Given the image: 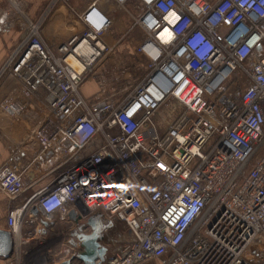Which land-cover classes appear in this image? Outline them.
Here are the masks:
<instances>
[{
    "label": "built area",
    "instance_id": "1",
    "mask_svg": "<svg viewBox=\"0 0 264 264\" xmlns=\"http://www.w3.org/2000/svg\"><path fill=\"white\" fill-rule=\"evenodd\" d=\"M81 1L68 7L82 25L69 41L41 35L69 6L52 0L0 68V130L14 147L0 195L14 254L49 241L40 214L82 222L83 243L102 213L105 241L116 222L128 230L121 246L104 241L113 256L102 264H264V0ZM119 49L123 66L90 100L84 86ZM166 101L178 111L161 132Z\"/></svg>",
    "mask_w": 264,
    "mask_h": 264
},
{
    "label": "crops",
    "instance_id": "2",
    "mask_svg": "<svg viewBox=\"0 0 264 264\" xmlns=\"http://www.w3.org/2000/svg\"><path fill=\"white\" fill-rule=\"evenodd\" d=\"M52 0H0V68L8 58L11 51L19 44L21 38L25 35L28 22H38L44 14L46 8L50 5ZM67 7L61 6L57 9L56 13L50 15L46 22L43 24L42 37L48 44L53 42L65 43L69 41L74 34L81 31L82 25L75 19V13L68 7L73 8L75 12H79L82 8L81 0H68ZM13 23V25H12ZM6 24H11L9 28H5ZM122 57L119 53V59L114 58L117 65H106L102 68L104 72L112 71L114 68L121 65L128 53L126 50H121ZM112 62V61H110ZM108 62V63H110ZM87 86L84 87L86 90ZM14 147L8 134L0 130V164L4 163L12 156ZM4 199L0 195V229H7V213L2 204ZM62 213H58L51 217L40 216L35 219L38 226L41 227V222L47 220L49 223L47 236H50L52 230L51 219L60 217ZM62 216V215H61ZM67 220L69 217L66 218ZM27 222L22 226L24 236H29L34 226L28 224L31 220L30 217L26 218ZM108 234L106 231V244L117 247L118 245L112 244L111 239L107 240ZM22 254V253H21ZM19 252L12 255L8 259H0V264H25L23 256Z\"/></svg>",
    "mask_w": 264,
    "mask_h": 264
},
{
    "label": "rangeland",
    "instance_id": "3",
    "mask_svg": "<svg viewBox=\"0 0 264 264\" xmlns=\"http://www.w3.org/2000/svg\"><path fill=\"white\" fill-rule=\"evenodd\" d=\"M125 50V49H124ZM119 53L122 57L121 54V49L114 51L113 54L110 56L109 59H107L106 62H103V64L100 67H104L105 65H111V68L114 65H117L113 63L114 58L117 60L120 58ZM129 55V52H127ZM112 61V62H110ZM110 62V63H108ZM122 65V64H121ZM123 66V65H122ZM105 68V67H104ZM121 68L119 65L118 67L114 68L112 71H109L108 75H105L103 73V70H97L94 75H91L89 78L88 83L85 85L87 86L86 90H84L85 94L87 97L92 100H99L103 93H101L99 89V85L102 79H111L115 77L116 73L119 71L118 69ZM115 74V75H114ZM105 75V76H104ZM111 75V76H110ZM84 86V87H85ZM178 111V108L174 106L173 103H169V101H166L158 110V115L156 118V123L158 127L160 128L161 132H164L168 128L167 122L170 121L167 115H176ZM52 223V230L50 233L49 241L41 243L40 247L38 250L32 251V249L36 248V245L33 246H25L24 251H30V256H23V260L25 264H45L47 261L46 255L47 253H58V257H63L65 256V252H71V248L67 247L69 244L68 243H73L74 240H71V237H73L75 234L77 235V238L79 237L80 234H82V228L84 225L82 222H79L76 218H69L68 220H62L61 216L52 218L51 220ZM108 234V242L109 239H111L112 244L114 245H120L119 243L120 240H125L128 234V230L125 227V225L122 222H116L114 227L110 230L107 231ZM31 237V236H29ZM83 240V237H82ZM81 243V241H80ZM82 244V243H81ZM80 252V249L78 250L77 248L73 249V253L71 252V255H77ZM34 254V255H33ZM33 255L34 259H29ZM32 257V258H33ZM64 258V257H63ZM49 261V260H48Z\"/></svg>",
    "mask_w": 264,
    "mask_h": 264
},
{
    "label": "water",
    "instance_id": "4",
    "mask_svg": "<svg viewBox=\"0 0 264 264\" xmlns=\"http://www.w3.org/2000/svg\"><path fill=\"white\" fill-rule=\"evenodd\" d=\"M31 214L39 215L37 209H32ZM44 228L40 231L45 234L48 228V222L42 221ZM110 223H105V217L102 213L95 215V220L91 224L89 234L83 238L82 249L80 253L66 262L59 264H102L106 259L111 258L113 254L110 248L104 244L105 230L111 228ZM15 250V243L12 232L8 229H0V257L8 259L12 257Z\"/></svg>",
    "mask_w": 264,
    "mask_h": 264
},
{
    "label": "bare ground",
    "instance_id": "5",
    "mask_svg": "<svg viewBox=\"0 0 264 264\" xmlns=\"http://www.w3.org/2000/svg\"><path fill=\"white\" fill-rule=\"evenodd\" d=\"M81 52L85 56H89L91 54V52H90L89 49L82 48V51ZM70 62L74 66V68H76L78 71H81L82 66L80 65V63L77 60H75L74 58H70ZM73 240H74V242L71 244V249L77 247L79 245V242H80V241H78L79 239L77 238V235L74 236V239ZM68 244H69L68 246H70V243H68Z\"/></svg>",
    "mask_w": 264,
    "mask_h": 264
}]
</instances>
